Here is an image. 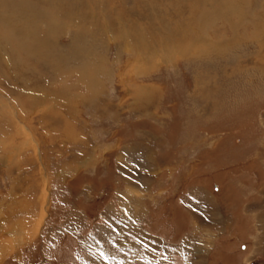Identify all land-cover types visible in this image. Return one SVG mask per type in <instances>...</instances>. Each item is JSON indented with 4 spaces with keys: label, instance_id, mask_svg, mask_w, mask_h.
<instances>
[{
    "label": "rangeland",
    "instance_id": "rangeland-1",
    "mask_svg": "<svg viewBox=\"0 0 264 264\" xmlns=\"http://www.w3.org/2000/svg\"><path fill=\"white\" fill-rule=\"evenodd\" d=\"M61 1L82 52L0 78V264H264V37L221 49L220 0Z\"/></svg>",
    "mask_w": 264,
    "mask_h": 264
},
{
    "label": "bare ground",
    "instance_id": "bare-ground-1",
    "mask_svg": "<svg viewBox=\"0 0 264 264\" xmlns=\"http://www.w3.org/2000/svg\"><path fill=\"white\" fill-rule=\"evenodd\" d=\"M58 1H61V0H58ZM174 1H177V0H174ZM220 1L223 2L222 6L224 7L223 19H224V30L226 31L224 33H228V35H225V39L223 40L224 43L222 44L223 46H221V49L230 48V45L238 42L239 40H242L243 36L240 33L241 32L240 29L242 26H244L245 28H247L248 26L252 28V31L250 33L251 37L256 36L260 40H261V38L264 37V0H263V3L260 4V8H259V11L261 9L260 14H258L257 9L255 7L253 9L251 8L250 10H248L249 8H247L244 5L245 0H220ZM56 2H57V0H0V78H2L3 81L6 80V81L11 82V83L14 82L16 87L17 86L23 87V86H26L28 84L29 79L34 83H36L38 81L43 83V80H48V81L50 80L51 81V79H52L54 81V79H57L56 75H50V77H46V79L45 78L42 79L37 74L36 70L31 68L32 66L30 65V63L26 62L31 67H29L28 65H27L28 67H25L26 64H24L25 62H23V60H22L23 59L22 55L26 56L25 61L28 59V61L34 62L35 58H37L39 60L41 58L40 56L46 54V55H49V57H53V59H52L53 62L56 63V61H57V63H58L59 60L65 62V60L67 59V58H65L66 55H69L68 60H70L71 59L70 57H75V55L77 56V54L79 55V53L82 52L80 49H78V47H79L78 45L81 44V41H80L81 35L79 36L78 33H76L78 36V38L76 37L77 40L74 37L75 38L74 42L71 44V47L69 46L70 49L65 50L63 53L60 50H58V43H56V40L55 41H49L50 39L48 38V35L50 36V34H52V33L58 34L63 29L68 28L67 23L70 22V20H71L70 16H72V11H73V10L71 11L70 7H68V6H67V8H65L64 5L62 7H60L59 5H56ZM180 2L181 3L184 2L185 4L184 5L181 4V5L183 7H185V5H186V7L188 6L187 8L191 7L192 5H195L197 7L198 3H201V4L203 3L202 4L203 7L206 6V4L211 5L212 3H216V2H214V0H180L179 3ZM190 2L192 3V5L189 4ZM67 9L69 10L68 13L66 12ZM192 9H191V11H189L187 9V11L189 12V15H190V16L187 15L189 17L188 21L192 19L191 18ZM74 11H75V9H74ZM91 12H93V11H91ZM179 12H180V15H178V20L180 21V20H183L184 17L181 16V14H182L181 11H179ZM246 12H248L247 15L250 14V16H248V18H246V17L244 18V16H246ZM111 15H113V14H111ZM148 16H151V15L148 14ZM233 17H236V19H238L239 21H237V22L234 21L235 19H233ZM98 20H100V19H98ZM76 21H75V23H73V25H74L73 27H75V24H77ZM78 22H80V21H78ZM115 22H117V21H115ZM41 25L44 26L45 32H47L46 35H44L40 31L39 27ZM185 25H187V23ZM140 26H142V25H140ZM188 27H189V24L186 26V29H188ZM100 28H101V26H100ZM121 29H122L121 27L118 28V31H120V33H121L120 38L124 39L125 44L129 43L130 40L127 39V37H126L127 31H123ZM102 31H103V29H102ZM91 32H92V30H91ZM103 32L105 33V34L102 33L103 35L107 34L105 31H103ZM185 33L187 34L188 31H186ZM189 33H190V31H189ZM189 33H188V35H189ZM190 35H191V33H190ZM134 36H135V34H134ZM137 38L138 37H136V39ZM162 38H165V37H162ZM136 41H138V40H136ZM189 42L192 43V41H189ZM150 47H148V48H150ZM128 48H129V46H128ZM176 48H179V47L174 46L172 48V50L174 53L177 54V52L174 51V50H176ZM137 52H138V50H137ZM74 53H76V54L74 55ZM139 53H140V51H139ZM46 55L44 58H46ZM80 58H82V57H80ZM36 62H37V60H36ZM46 62H44V63L46 64ZM68 62L69 61L66 60L65 63L69 64ZM44 63H42V64H44ZM58 78L60 79V77H58ZM42 85L45 86V84H41V86ZM21 90L24 93L25 92L28 93L27 95L29 97H31V99H29L27 101V103L24 104V106L32 107L34 105V103H37L39 101V99H35L34 96H32L33 94L31 93V91L27 92L24 89H21ZM21 90H19V91H21ZM64 93H65V95H64ZM59 94H60V96L61 95L62 96L69 95L68 92H64L63 90ZM53 96H55V95H53ZM65 99L66 98H64V100ZM65 102H66V100H65Z\"/></svg>",
    "mask_w": 264,
    "mask_h": 264
}]
</instances>
